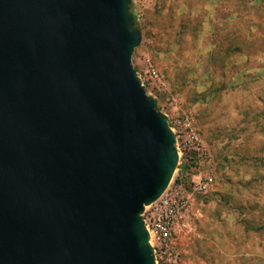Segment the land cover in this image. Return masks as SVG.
Listing matches in <instances>:
<instances>
[{"label": "water", "instance_id": "1", "mask_svg": "<svg viewBox=\"0 0 264 264\" xmlns=\"http://www.w3.org/2000/svg\"><path fill=\"white\" fill-rule=\"evenodd\" d=\"M130 1L0 0V264H156L178 152Z\"/></svg>", "mask_w": 264, "mask_h": 264}, {"label": "rangeland", "instance_id": "2", "mask_svg": "<svg viewBox=\"0 0 264 264\" xmlns=\"http://www.w3.org/2000/svg\"><path fill=\"white\" fill-rule=\"evenodd\" d=\"M132 64L176 136L192 229L156 264H264V0H131ZM194 180V181H193Z\"/></svg>", "mask_w": 264, "mask_h": 264}, {"label": "built area", "instance_id": "3", "mask_svg": "<svg viewBox=\"0 0 264 264\" xmlns=\"http://www.w3.org/2000/svg\"><path fill=\"white\" fill-rule=\"evenodd\" d=\"M211 184L212 177L207 174L193 182L191 193L185 191L182 183H173L154 202L145 206L141 217L148 231L155 262L156 256L176 260V239L180 237L181 230L188 232L192 229L191 221L188 220L190 213L200 215L198 209L193 210L192 193H205Z\"/></svg>", "mask_w": 264, "mask_h": 264}, {"label": "trees", "instance_id": "4", "mask_svg": "<svg viewBox=\"0 0 264 264\" xmlns=\"http://www.w3.org/2000/svg\"><path fill=\"white\" fill-rule=\"evenodd\" d=\"M134 26L136 27V25H135V21H134Z\"/></svg>", "mask_w": 264, "mask_h": 264}]
</instances>
